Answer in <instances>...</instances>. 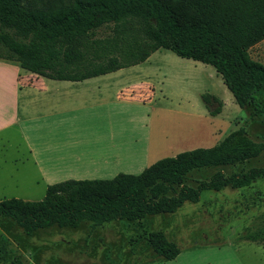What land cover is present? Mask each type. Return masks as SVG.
<instances>
[{"label": "trees", "instance_id": "16d2710c", "mask_svg": "<svg viewBox=\"0 0 264 264\" xmlns=\"http://www.w3.org/2000/svg\"><path fill=\"white\" fill-rule=\"evenodd\" d=\"M109 29L103 37L94 33ZM264 41V0H0V60L32 74L82 81L139 65L159 50L212 66L236 103L248 115L245 125L264 127V65L249 50ZM211 114L220 101L203 96ZM218 104L215 111L212 104ZM264 152L245 127L219 145L159 160L139 175L111 180H67L48 186L41 201L4 199L0 218L10 219L26 235L51 227L93 231L117 220L138 222L174 214L198 203L203 192L253 189L264 182V166L227 174ZM212 170L196 185L195 172ZM147 240L165 261L181 253L164 232ZM240 240L264 244L262 221Z\"/></svg>", "mask_w": 264, "mask_h": 264}, {"label": "rangeland", "instance_id": "374dc122", "mask_svg": "<svg viewBox=\"0 0 264 264\" xmlns=\"http://www.w3.org/2000/svg\"><path fill=\"white\" fill-rule=\"evenodd\" d=\"M108 32L101 29L94 36L100 38ZM249 54L264 65V41ZM8 65L10 72L19 71L18 78L38 76L22 72L17 63ZM112 77L130 81L128 84L148 80L157 86L151 103L130 106L112 118L101 117L105 121L115 118L112 124L129 131L124 132L129 142L138 139L140 146L149 147L146 159L128 168L129 175H139L159 160L182 152L217 146L240 127L264 143V127L245 125L247 113L212 66L159 50L146 62ZM205 95L220 101L219 113L209 112L203 102ZM218 107L214 103L210 110ZM8 136L3 134V139L10 141ZM12 143L15 147H3L0 152L2 168L15 159L19 168L23 161L25 148L19 133ZM254 166H264V152L254 161L225 172ZM204 171L190 175L187 184L196 185L215 172ZM13 177L0 183V201L16 198L37 202L45 197V183L36 174L17 173ZM263 214L264 182H259L253 189L203 192L198 203H185L174 214L148 216L138 222L117 220L93 231L85 222L78 228L51 227L26 235L14 221L0 218V264H157L158 256L147 240L148 233L157 231L164 232L181 250L176 260L162 264H264V244L240 240L246 229L262 221Z\"/></svg>", "mask_w": 264, "mask_h": 264}, {"label": "crops", "instance_id": "0c3cea01", "mask_svg": "<svg viewBox=\"0 0 264 264\" xmlns=\"http://www.w3.org/2000/svg\"><path fill=\"white\" fill-rule=\"evenodd\" d=\"M8 63L0 60V152L15 147L12 139L19 133L25 154L19 168L17 159L4 168L0 159V183L17 173L36 174L46 190L67 180H111L129 174V167L146 159V144L140 146L138 139L129 142L124 133L129 131L112 124L115 118L101 117L112 118L130 106L151 103L155 83L128 84L112 77L124 69L82 81L18 78L19 71L10 72ZM164 262L169 261L158 257L157 264Z\"/></svg>", "mask_w": 264, "mask_h": 264}]
</instances>
